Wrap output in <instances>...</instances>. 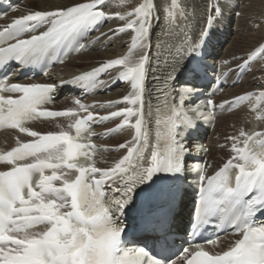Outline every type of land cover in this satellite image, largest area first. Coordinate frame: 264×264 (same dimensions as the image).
Masks as SVG:
<instances>
[{
	"label": "snow or ice",
	"instance_id": "6c2138e0",
	"mask_svg": "<svg viewBox=\"0 0 264 264\" xmlns=\"http://www.w3.org/2000/svg\"><path fill=\"white\" fill-rule=\"evenodd\" d=\"M111 3L74 0L70 6L29 11L0 27V65L16 61L22 66L48 64L69 46L76 53L86 50L89 45L79 37L108 20L123 22L110 30L109 39L131 32L126 54L59 83L9 82L8 75L0 77V125L32 138L18 139L10 151L0 153L4 166L0 170V264H264V222L257 223L258 215L264 214V130L241 128L227 137L231 155L211 174L210 164L195 159L207 150L192 140L199 121L211 120L217 109L251 105L254 98L264 101V91L246 92L220 104L211 98L203 104L186 103L197 89L188 84L177 87L174 82L182 62L209 39L213 15L194 36L199 23L195 11L170 0L164 9L168 28L153 46V21L164 4L143 0L131 11L111 13L105 10ZM213 8L216 14L221 12L219 3ZM107 35L101 33L95 40ZM173 37L174 42L168 43ZM137 49L142 54L134 55ZM258 54H264V44L238 67L247 68ZM190 71L195 74L196 69ZM111 72L116 73L111 80L100 79ZM150 80L157 82L153 100H149ZM117 81L130 87L120 99L88 104L75 98L73 107L46 108L65 84L87 95ZM102 110L107 111L101 114ZM257 112L261 114L253 123L258 125L264 122V104L252 109ZM59 117L72 121L69 130L42 134L26 126L29 121ZM108 121L119 122L102 136L127 129L131 138L111 149L123 151L119 159L100 168L93 159L98 147L91 142L92 126ZM190 171L198 176L192 235L220 222L239 238L216 254L189 243L172 258L165 255L170 246L166 217L142 216L140 225L127 231L122 217L140 186L165 183L173 200ZM138 230L154 234L138 237ZM145 239H151V245ZM205 243L217 246L219 236Z\"/></svg>",
	"mask_w": 264,
	"mask_h": 264
},
{
	"label": "bare ground",
	"instance_id": "6f19581e",
	"mask_svg": "<svg viewBox=\"0 0 264 264\" xmlns=\"http://www.w3.org/2000/svg\"><path fill=\"white\" fill-rule=\"evenodd\" d=\"M73 2L74 0H22L19 9L10 16V21L23 14H27L29 11L42 9L52 10L55 6H70ZM140 2H143V0H112V3L105 10L111 13L117 11H131V9L138 6ZM154 2L164 4V8L161 9L158 14V19L153 21L151 34L153 46L158 42V38H164L165 32L168 28V21L164 9L170 4V0H168L167 3H165V0H154ZM178 3H180L181 8L186 11H195L196 13V18L199 23H196V30L193 32L194 36L198 32L200 26L207 19V16L209 14L213 15V24L209 32V39L205 40L197 59L200 60L201 63H210L211 66L217 70L215 76L221 77L229 71L230 74L228 78L235 77L239 71L243 69L239 68L238 65H242L244 59L258 49L261 44H264V0H178ZM216 3H219L220 5L221 12L219 14L214 12L213 6ZM237 13H239V15H237ZM10 21L0 22V25L2 26L4 23H9ZM122 24L123 22L118 19L106 21L105 25L95 32L90 40L85 42L86 45H90L87 50L64 60L63 63L54 65L47 71V76L43 75L38 79L30 80V82L59 83L62 79H70L73 75L79 74L85 70H90L91 67L98 66L107 59L118 58L121 55L126 54L131 42L130 31L125 34H120L118 37H113L112 39L108 38L109 36H112L110 30L122 26ZM101 33H107L108 35L103 36L99 41H96L95 38L100 36ZM227 38H229V40L226 43L225 49L222 54L218 56L220 46H222ZM174 40L175 38L173 37L168 40V43H173ZM89 41H93V43L89 44ZM152 51L154 54V47ZM140 54H142L140 49H137L134 55L138 56ZM195 54L196 53L184 60L181 68H184ZM225 61H228V63H224ZM199 66L200 63L195 60L190 66V69ZM115 75V72H111L101 75L100 78L108 81ZM184 78L186 80H189V78L194 79L195 75L190 71L189 73H186ZM182 81H179L178 77H176L174 83L176 86L186 84L182 83ZM156 83L155 80L149 81V100H153ZM187 84L189 85V83ZM79 89V87L65 84L62 88L58 89L56 93L57 100L53 105L48 106V108L52 110H64L73 107V100L75 98H81L84 103L88 104L117 100L120 99L122 95L126 94L127 91L130 90V87L124 82L117 81L114 84H109L108 86L101 88L102 90L98 94L92 93L91 95H85L83 90L79 91ZM98 89L99 88L95 89V91ZM259 91H264V54H258L253 58L247 74L240 79V82L236 87L224 91L219 97L215 98L214 101L216 104H219L226 100L231 101L234 97L246 92ZM200 101L201 99H196L195 102L198 104H203V102H205ZM261 104H264V101L254 98L253 104L250 105L248 102H244L237 109L218 116L214 122L211 120L203 121V127L201 130L204 131V133L207 131V136L204 138V136L198 132L195 137H192V140L196 143L204 142L206 147H208L205 159L206 165L210 164L212 166L208 170L209 174L222 166L231 155V142L227 137L237 135L238 130L241 128L245 130H251L252 128H256L257 131L264 130V122H260L258 125L253 123L261 113L257 112L253 114L252 109L259 107ZM106 111L107 110H102L101 114H105ZM118 122L119 121H108L103 125L94 124L92 128L94 135L93 140L98 147L97 154L93 157L96 161L97 167L106 168L111 166L115 160L123 155L122 150L112 151L111 149L115 148L116 145L123 143L126 139L131 138L130 130L127 129L106 137L101 135L105 133L107 129L114 128ZM71 123V120L59 117L39 120L29 123L26 126L31 130L45 134L61 130L67 131L69 130L68 126ZM18 139L22 142H29L32 138L24 133H20L18 129H6L1 131L0 153L10 151L12 147L16 146ZM220 145H224V147H221ZM105 148L108 150L105 151ZM0 170H4L3 165H0ZM46 174H50V172L47 171ZM186 175L187 180L192 176L190 173H187ZM192 177L193 185L196 188V176ZM187 180L180 182L179 192L182 191ZM144 188L156 189L158 191L167 190V184L157 182V184L152 186H140V189ZM187 197L188 200L180 201L179 213L175 218V228H181L187 224V218L190 216L191 212L190 204L192 201L188 193ZM135 198L136 197L134 196L133 200ZM167 199H169L168 196ZM169 201L172 202L170 199ZM238 238V235H225L219 238L217 246L205 245L203 247L211 254L220 253L223 250H227V247L234 243Z\"/></svg>",
	"mask_w": 264,
	"mask_h": 264
},
{
	"label": "rangeland",
	"instance_id": "374dc122",
	"mask_svg": "<svg viewBox=\"0 0 264 264\" xmlns=\"http://www.w3.org/2000/svg\"><path fill=\"white\" fill-rule=\"evenodd\" d=\"M231 26H232V24H231ZM228 40H229V38H227L225 41H224V43L222 44V46H220V50H219V55L218 56H220L221 54H222V52H223V50L225 49V46H226V43L228 42Z\"/></svg>",
	"mask_w": 264,
	"mask_h": 264
}]
</instances>
